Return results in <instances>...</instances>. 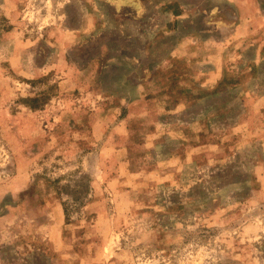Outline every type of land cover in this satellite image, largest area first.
Segmentation results:
<instances>
[{
    "label": "rangeland",
    "instance_id": "374dc122",
    "mask_svg": "<svg viewBox=\"0 0 264 264\" xmlns=\"http://www.w3.org/2000/svg\"><path fill=\"white\" fill-rule=\"evenodd\" d=\"M127 1L0 0V264H264V0Z\"/></svg>",
    "mask_w": 264,
    "mask_h": 264
},
{
    "label": "crops",
    "instance_id": "0c3cea01",
    "mask_svg": "<svg viewBox=\"0 0 264 264\" xmlns=\"http://www.w3.org/2000/svg\"><path fill=\"white\" fill-rule=\"evenodd\" d=\"M124 6H126L127 8L130 7L132 10V13L135 12V14H139L143 9V4L140 2V0H128L124 4Z\"/></svg>",
    "mask_w": 264,
    "mask_h": 264
},
{
    "label": "trees",
    "instance_id": "16d2710c",
    "mask_svg": "<svg viewBox=\"0 0 264 264\" xmlns=\"http://www.w3.org/2000/svg\"><path fill=\"white\" fill-rule=\"evenodd\" d=\"M55 183L57 184V190H58V193H62V191L65 193V194H67L68 196L70 195L73 199H79V196H76V195H72V194H70V192H69V184H58L59 182H58V180H55ZM59 185V186H58ZM81 185V183L80 184H78V186H80ZM82 186V185H81ZM81 191V190H80ZM79 191V192H80ZM65 203H64V201H63V205H64ZM65 210H66V207L64 208Z\"/></svg>",
    "mask_w": 264,
    "mask_h": 264
}]
</instances>
